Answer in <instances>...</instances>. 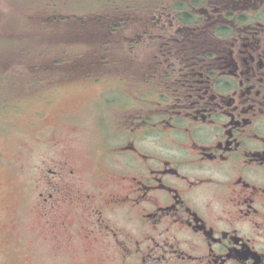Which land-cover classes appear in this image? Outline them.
Wrapping results in <instances>:
<instances>
[{
    "label": "flooded vegetation",
    "instance_id": "flooded-vegetation-1",
    "mask_svg": "<svg viewBox=\"0 0 264 264\" xmlns=\"http://www.w3.org/2000/svg\"><path fill=\"white\" fill-rule=\"evenodd\" d=\"M52 1L48 14L29 8L60 29ZM103 10L84 17L99 29L72 28L69 15V39L52 37L54 69L107 86L39 138L43 164L22 198L33 183L43 238L88 264H264V0ZM76 36L91 46L86 59L71 54ZM124 47L127 62L111 49ZM125 67L133 78L111 76Z\"/></svg>",
    "mask_w": 264,
    "mask_h": 264
},
{
    "label": "rangeland",
    "instance_id": "rangeland-1",
    "mask_svg": "<svg viewBox=\"0 0 264 264\" xmlns=\"http://www.w3.org/2000/svg\"><path fill=\"white\" fill-rule=\"evenodd\" d=\"M56 1L63 14L62 19L66 20L59 22L60 29L45 26L35 18L36 12L29 8L39 5L48 14L52 0H0L1 12H9V16L0 20V264H88L80 254L74 255L72 246L56 248L51 240L43 238L34 206L33 183L30 184L32 194L29 202L22 198L28 175L36 177L39 166L43 164L39 138L53 135L57 118L64 110L71 111L77 103L84 104L94 99L97 92L107 86V81L90 86L83 80L89 77L86 74L77 72L71 75L70 70L54 69L52 57L59 49L55 51L52 47V37L54 30L57 33L60 30L61 39L68 38V27L63 25L69 22L66 19L69 15L72 28L77 24L78 27L86 26V29H99L96 23L89 26L93 20L84 17L105 13L103 4L111 0ZM49 3L48 8L46 5ZM17 5L29 9L24 10V17L14 16L17 18L14 20L11 16ZM87 36L88 33L85 34ZM84 39L78 38L77 44L82 46L70 50L79 59L88 58L91 48ZM47 47L52 48L46 51ZM111 49L116 56L123 58L122 62L129 61L130 48ZM65 51L62 50V55ZM94 72L98 75L102 71ZM113 72L111 76L124 73L126 77L133 78L134 75V70L129 68ZM125 89L131 92L133 86L126 85ZM46 100H51V103H46ZM91 122L93 124L94 120Z\"/></svg>",
    "mask_w": 264,
    "mask_h": 264
}]
</instances>
